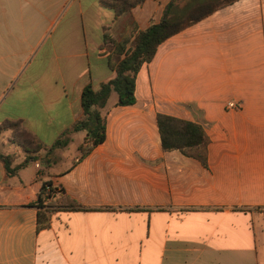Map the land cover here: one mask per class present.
Here are the masks:
<instances>
[{
    "label": "crops",
    "instance_id": "crops-1",
    "mask_svg": "<svg viewBox=\"0 0 264 264\" xmlns=\"http://www.w3.org/2000/svg\"><path fill=\"white\" fill-rule=\"evenodd\" d=\"M105 1L0 0V124L19 120L50 146L81 115L82 88L114 76L108 45L158 23L172 0L121 14ZM134 96L116 106L111 92L105 140L81 160L62 149L84 131L50 153L0 136L11 167L35 157L13 175L0 162V264H264V0L168 37ZM158 113L203 128L207 167L161 149ZM47 182L86 211L54 212L37 229L32 205Z\"/></svg>",
    "mask_w": 264,
    "mask_h": 264
},
{
    "label": "trees",
    "instance_id": "trees-1",
    "mask_svg": "<svg viewBox=\"0 0 264 264\" xmlns=\"http://www.w3.org/2000/svg\"><path fill=\"white\" fill-rule=\"evenodd\" d=\"M192 1L193 4L178 8L179 0H172L165 6L158 23H153L143 30H134L128 42L108 45V64L114 76L100 83L97 88H93L90 83L82 88L80 93L81 115L73 121L69 128L61 132L50 146L39 143L31 133L23 128L19 120L2 122L0 136L9 131V143L19 145L25 152L35 153L44 150L50 153L54 149L66 147L71 133L84 131L85 136L77 146L78 160L87 156L105 140V116L101 114V110L105 107L111 92L117 95L116 106L134 105L136 75L144 63H149L153 59L157 47L171 35L197 22L214 10L237 0ZM108 2L105 1L103 4L113 8L117 14H121L129 11L142 0H110ZM155 120L160 146L164 152L179 151L183 156L195 159L203 167H207L209 139L199 124L160 113L156 114ZM29 159L33 160L35 157H27L24 162L11 167L13 156L0 153V162L5 175H13ZM32 207L36 209L37 229L45 228L47 217L54 212L86 211L62 188L52 187L49 182L41 184L37 200Z\"/></svg>",
    "mask_w": 264,
    "mask_h": 264
},
{
    "label": "rangeland",
    "instance_id": "rangeland-1",
    "mask_svg": "<svg viewBox=\"0 0 264 264\" xmlns=\"http://www.w3.org/2000/svg\"><path fill=\"white\" fill-rule=\"evenodd\" d=\"M81 143V136L76 135L75 137L73 136L71 139V142L67 145L66 148L62 149V153L66 154L67 156H73L76 154V147L77 145ZM20 150V149H19Z\"/></svg>",
    "mask_w": 264,
    "mask_h": 264
},
{
    "label": "built area",
    "instance_id": "built-area-1",
    "mask_svg": "<svg viewBox=\"0 0 264 264\" xmlns=\"http://www.w3.org/2000/svg\"><path fill=\"white\" fill-rule=\"evenodd\" d=\"M229 108H232L233 107V104L229 103L227 104Z\"/></svg>",
    "mask_w": 264,
    "mask_h": 264
}]
</instances>
